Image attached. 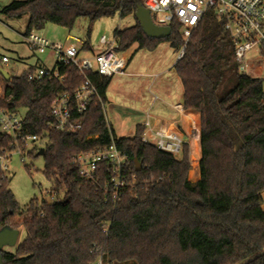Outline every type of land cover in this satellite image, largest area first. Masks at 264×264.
Here are the masks:
<instances>
[{"label": "trees", "instance_id": "obj_1", "mask_svg": "<svg viewBox=\"0 0 264 264\" xmlns=\"http://www.w3.org/2000/svg\"><path fill=\"white\" fill-rule=\"evenodd\" d=\"M139 6L144 0H24L0 12L13 19L28 15L26 34L49 23L71 29L81 18L91 29L119 13L136 21L115 32L119 53L134 45L153 51L164 41L179 52L185 44L179 26L171 25L166 39H150L136 20ZM83 50H90L87 43ZM56 69L63 81L46 77L29 83L27 73L34 69L4 81L0 108L24 109L23 133L47 140L44 174L56 197L54 202L34 199L23 210L0 168V229L26 231L14 253L2 252L4 264H93L98 259L103 264H264V80L239 72L230 37L214 10L206 12L173 67L184 109L200 114L197 182L189 180L188 144L177 159L142 142L144 125L136 126L131 138H117L104 114L111 78L97 73L88 76L99 99L73 116L83 121L81 130L71 135L49 130L54 99L84 84L75 66L57 63ZM112 140L131 163L118 203L103 191L109 178L105 167L96 181H88L75 164L79 155L102 150ZM15 147V140L0 131V156Z\"/></svg>", "mask_w": 264, "mask_h": 264}, {"label": "built area", "instance_id": "obj_2", "mask_svg": "<svg viewBox=\"0 0 264 264\" xmlns=\"http://www.w3.org/2000/svg\"><path fill=\"white\" fill-rule=\"evenodd\" d=\"M144 7L149 10L155 25L170 28L171 25L179 26L185 44L178 52V60L183 58L186 44L206 12L214 10L218 19L224 23V30L230 37L239 72L252 77L253 66L248 59L250 54H256L258 63L259 60L264 61V0H144ZM24 41L30 50L39 54L52 50L57 63L75 66L84 78V84L76 91L73 93L65 91L54 99L50 110L52 122L47 124V128L51 131L71 135L81 130L83 121L74 120V113L80 115L86 113L92 100L99 99L98 89L88 76L90 73L108 78L126 75L128 59L118 52L119 44L116 36L112 42L103 38L101 45L105 47L104 50L94 55L92 59L80 58L84 44L81 50L76 44L70 46L54 44L35 32L25 34ZM1 62L4 67L10 65V59L6 56L1 57ZM259 69L264 70L263 67ZM46 77L64 80L57 69L49 71L38 67L27 73L29 83ZM4 94L5 90L0 98H4ZM174 109L178 112L182 111L179 105ZM18 115L0 108V131L15 140L16 147L12 153L17 151L19 155H24L28 144L37 143L39 138L23 133L24 118ZM143 125L145 126L141 138L143 143L151 144L161 152L180 158L184 145L188 143L179 128H172L167 124L156 125L152 123L149 113ZM20 143L24 145V150L20 147ZM12 153L0 156V168L5 172L8 171L6 162L9 161ZM75 164L80 176L88 181H96V175L105 167L109 178L103 191L113 203L120 201L121 191L126 185V170L131 163L128 156L117 148L114 140L110 146L102 150L79 155L75 159ZM93 264L103 263L98 259Z\"/></svg>", "mask_w": 264, "mask_h": 264}, {"label": "rangeland", "instance_id": "obj_3", "mask_svg": "<svg viewBox=\"0 0 264 264\" xmlns=\"http://www.w3.org/2000/svg\"><path fill=\"white\" fill-rule=\"evenodd\" d=\"M14 1L24 0H0V9L9 6ZM28 22V15L13 19L0 12V58L6 56L10 59V65L3 66V68L11 77H19L29 69H35L38 66L49 71L57 67V59L52 50L39 54L30 50L26 45L24 35ZM135 24L134 17L122 19L117 13L113 17L95 22L91 29L90 21L81 18L71 29L49 23L43 29L34 32L50 43L63 46L76 44L80 50L82 45L87 43L90 50H81L80 58L92 59L94 55L104 50L105 47L101 45L103 38L112 42L117 30H124ZM121 54L128 59L125 68L126 75H116L111 78L104 114L117 138H131L135 134L136 126L146 122L147 113L150 114L151 121L153 118H174L175 109L173 110L165 101H158L155 97L157 95L164 97L163 93L168 88L171 98H166V100L172 104L182 103L183 88L173 69L178 60V52L171 47L169 42L159 43L153 51L139 49L137 45H134L130 50ZM256 58V54H250L248 57L253 66L251 76H261L260 78L264 80V70L259 69L260 67L264 69V61L259 60L260 63H258ZM1 82L0 77V85ZM18 114L19 117L24 118L26 111L21 109ZM46 143V139L35 144L29 143L24 155H19L16 151L6 162L8 166L6 173L10 179L9 189L23 210H26L34 199L39 202L56 200L54 195H50L53 183L44 174V157L38 156V152L35 151L43 149ZM191 155L192 168L189 172V180L197 182L200 178V161L198 157ZM262 208L264 210V204ZM25 237L26 231L20 227L17 245L4 250L14 253Z\"/></svg>", "mask_w": 264, "mask_h": 264}, {"label": "crops", "instance_id": "obj_4", "mask_svg": "<svg viewBox=\"0 0 264 264\" xmlns=\"http://www.w3.org/2000/svg\"><path fill=\"white\" fill-rule=\"evenodd\" d=\"M1 81L2 82L0 85V90H1L0 91V97L2 96V93H4V90H5V84H3L5 80L2 77H1ZM182 93H183V89H182ZM163 95H164V97L157 95L155 98H158V101L159 100H161L163 102L165 101V103L168 104L173 110H174L175 106L179 105L182 107V111L178 112L177 110H174L176 113V116L174 118H153L152 123H154L156 125L157 124H167V125L171 126L172 128H179L182 131L184 139L187 141V143L189 145L190 155L193 154V156L198 157V160L200 161V159H201V146H200V139H199L200 129H201L200 114L193 112V111L185 110L183 107V103L172 104V103L168 102L166 100V98L167 99L171 98V92H169L168 88L165 89ZM107 102H108V98H107ZM185 113H191L193 115L194 126L189 124L188 117H187V115H185ZM144 123L145 122H143L139 125H143ZM196 127H197V129H196ZM196 142H197V144H196Z\"/></svg>", "mask_w": 264, "mask_h": 264}, {"label": "water", "instance_id": "obj_5", "mask_svg": "<svg viewBox=\"0 0 264 264\" xmlns=\"http://www.w3.org/2000/svg\"><path fill=\"white\" fill-rule=\"evenodd\" d=\"M135 17L140 24L143 33L150 39L163 40L169 37L172 33L170 27H159L155 25L149 10H147L144 6L138 7ZM0 75L6 82L11 80V76L4 69H0ZM44 152L45 150L41 149L38 156H43ZM136 166L138 167L137 171H139L141 164L136 162ZM18 238L19 230L13 229L9 226L0 229V264H4L2 259V252L4 249L7 247H15L17 245Z\"/></svg>", "mask_w": 264, "mask_h": 264}, {"label": "bare ground", "instance_id": "obj_6", "mask_svg": "<svg viewBox=\"0 0 264 264\" xmlns=\"http://www.w3.org/2000/svg\"><path fill=\"white\" fill-rule=\"evenodd\" d=\"M185 115H187V117H188L189 124H191V125L194 126V118H193V115L191 113H185ZM196 129H197V127H196ZM196 144H197V142H196Z\"/></svg>", "mask_w": 264, "mask_h": 264}]
</instances>
